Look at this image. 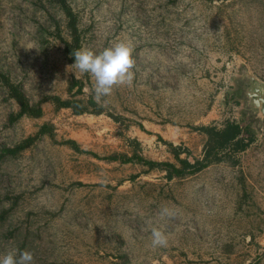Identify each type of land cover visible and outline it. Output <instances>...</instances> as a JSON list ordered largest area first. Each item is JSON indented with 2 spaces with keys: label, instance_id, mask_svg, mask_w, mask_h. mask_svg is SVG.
Wrapping results in <instances>:
<instances>
[{
  "label": "rangeland",
  "instance_id": "rangeland-1",
  "mask_svg": "<svg viewBox=\"0 0 264 264\" xmlns=\"http://www.w3.org/2000/svg\"><path fill=\"white\" fill-rule=\"evenodd\" d=\"M68 3L81 49L133 45L134 83L98 103L93 78L72 66L54 35L58 26L68 40L52 0H0V71L33 104L68 99L69 83L80 80L75 98L102 110L76 116L47 102L42 117L10 124L18 107L0 86V154L43 124L53 128L52 138L16 157L0 155V256L27 250L35 264H264V118L258 128L241 89L244 70L264 82V0ZM225 119L256 138L236 166L167 180L162 171L104 159L131 155L128 141L137 140L144 158L177 164L158 137L198 159L206 137L194 128ZM164 207L175 216L161 219ZM153 226L168 235V247L151 248Z\"/></svg>",
  "mask_w": 264,
  "mask_h": 264
},
{
  "label": "trees",
  "instance_id": "trees-1",
  "mask_svg": "<svg viewBox=\"0 0 264 264\" xmlns=\"http://www.w3.org/2000/svg\"><path fill=\"white\" fill-rule=\"evenodd\" d=\"M52 2L59 8L66 20L68 40L63 39L58 26H56L54 35L63 43V53L68 61L74 64V56L72 53L77 49H81L82 45L81 33L78 27V16L72 10L68 0H52ZM0 86L6 90L7 98L14 101L18 107L17 112L11 113L8 117V122L10 124L15 123L22 117H42L43 110L41 106L43 103L47 102H51L56 110L69 109L76 116L87 113L89 111V107H97V110L93 112L97 115L102 113V110L98 108L97 104L93 100L84 101L82 99L75 98L76 95L82 93L83 89L82 81L77 79H73L69 83L67 91L70 94V97L68 99H61L58 96H45L34 104L30 103L21 86L13 82L10 76L2 71H0ZM74 90L75 92L72 93ZM235 98L236 97L233 96V99ZM235 104H239V101L236 99ZM110 117L116 122L120 121V119L115 116ZM194 130L202 133L206 137L201 158L198 159L193 158L192 160H189L190 153L186 148H183L182 146H174L171 143L163 141L160 137H158V140L168 147L169 152L177 164L153 161L144 158L139 152L140 143L137 140L128 141V146L131 147V155L111 154L104 159L109 162L118 161L122 164H137L142 167H146L147 171H162L165 173V178L167 180L175 178L183 179L201 172L212 164L228 162L232 166L238 165L239 155L246 151L249 146L256 141L255 135L250 130L249 126L239 123L233 119H225L221 127L209 125L196 127ZM43 136L53 137V128L50 124H43L34 136H29L12 148L4 149L0 154L2 155L1 159L16 157ZM65 143L67 145H71L72 149L75 151L80 152L75 142L68 141ZM182 154H185L186 157L180 158Z\"/></svg>",
  "mask_w": 264,
  "mask_h": 264
},
{
  "label": "clouds",
  "instance_id": "clouds-1",
  "mask_svg": "<svg viewBox=\"0 0 264 264\" xmlns=\"http://www.w3.org/2000/svg\"><path fill=\"white\" fill-rule=\"evenodd\" d=\"M134 47L130 42L121 41L104 48L99 53L90 49L73 51L74 64L80 73L89 74L94 80V99L98 103L103 98L111 96L114 90L121 86L131 87L135 79L136 60ZM76 75V73L74 72ZM175 213L167 207L159 212L161 219H171ZM150 246L153 250L166 248L169 237L161 228L151 227ZM0 264H35L34 254L30 251H8L0 256Z\"/></svg>",
  "mask_w": 264,
  "mask_h": 264
},
{
  "label": "water",
  "instance_id": "water-1",
  "mask_svg": "<svg viewBox=\"0 0 264 264\" xmlns=\"http://www.w3.org/2000/svg\"><path fill=\"white\" fill-rule=\"evenodd\" d=\"M241 79L244 81L241 89L247 100V105L256 115L258 121L256 126L259 128L264 118V82L251 76L246 70L243 71Z\"/></svg>",
  "mask_w": 264,
  "mask_h": 264
}]
</instances>
